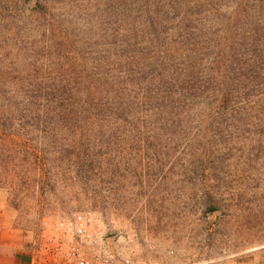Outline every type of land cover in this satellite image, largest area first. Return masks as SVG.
Returning a JSON list of instances; mask_svg holds the SVG:
<instances>
[{
    "label": "rangeland",
    "instance_id": "1",
    "mask_svg": "<svg viewBox=\"0 0 264 264\" xmlns=\"http://www.w3.org/2000/svg\"><path fill=\"white\" fill-rule=\"evenodd\" d=\"M87 210L133 264H264V0H0V258Z\"/></svg>",
    "mask_w": 264,
    "mask_h": 264
},
{
    "label": "built area",
    "instance_id": "2",
    "mask_svg": "<svg viewBox=\"0 0 264 264\" xmlns=\"http://www.w3.org/2000/svg\"><path fill=\"white\" fill-rule=\"evenodd\" d=\"M133 239L109 233L96 211L49 221L24 247L21 264H133Z\"/></svg>",
    "mask_w": 264,
    "mask_h": 264
},
{
    "label": "crops",
    "instance_id": "3",
    "mask_svg": "<svg viewBox=\"0 0 264 264\" xmlns=\"http://www.w3.org/2000/svg\"><path fill=\"white\" fill-rule=\"evenodd\" d=\"M0 264H21V260L18 257H14L11 252H4L0 258Z\"/></svg>",
    "mask_w": 264,
    "mask_h": 264
}]
</instances>
